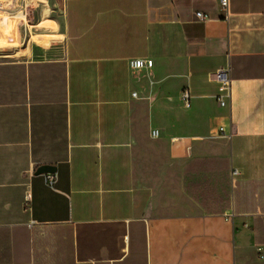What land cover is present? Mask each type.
<instances>
[{
  "label": "crops",
  "instance_id": "1",
  "mask_svg": "<svg viewBox=\"0 0 264 264\" xmlns=\"http://www.w3.org/2000/svg\"><path fill=\"white\" fill-rule=\"evenodd\" d=\"M31 5L0 58V264H264V0Z\"/></svg>",
  "mask_w": 264,
  "mask_h": 264
},
{
  "label": "rangeland",
  "instance_id": "2",
  "mask_svg": "<svg viewBox=\"0 0 264 264\" xmlns=\"http://www.w3.org/2000/svg\"><path fill=\"white\" fill-rule=\"evenodd\" d=\"M33 14L32 5L26 8L20 0H0V58L17 56L16 35L22 28H30Z\"/></svg>",
  "mask_w": 264,
  "mask_h": 264
},
{
  "label": "built area",
  "instance_id": "3",
  "mask_svg": "<svg viewBox=\"0 0 264 264\" xmlns=\"http://www.w3.org/2000/svg\"><path fill=\"white\" fill-rule=\"evenodd\" d=\"M22 4L26 8H29L33 0H21ZM231 0H220V11L222 13V16L226 19H228L231 15V7H230ZM196 16L201 20H207L209 19V16L202 12L198 11L196 12ZM130 66L134 69L144 68L146 66H152L153 60L151 59H143V58H135L130 60ZM211 79L219 83V100L222 105H225L227 102L225 97H229L230 95V88H231V78L229 74V69H220L215 72L211 73ZM133 96L137 97L138 93L133 92ZM182 99L185 102V105L189 107L191 105L190 99V91L188 89L183 90L182 92ZM159 135V132L157 130L152 131V136L157 137ZM237 170H233V174H237ZM46 179L50 186L54 187L58 180V174L57 172L52 173H46Z\"/></svg>",
  "mask_w": 264,
  "mask_h": 264
},
{
  "label": "water",
  "instance_id": "4",
  "mask_svg": "<svg viewBox=\"0 0 264 264\" xmlns=\"http://www.w3.org/2000/svg\"><path fill=\"white\" fill-rule=\"evenodd\" d=\"M52 172H56V169L54 166L48 165V164H44L37 169L38 174H41V173L46 174V173H52Z\"/></svg>",
  "mask_w": 264,
  "mask_h": 264
}]
</instances>
